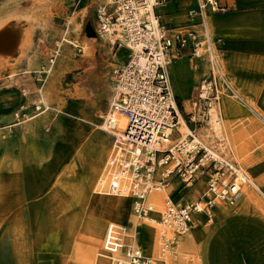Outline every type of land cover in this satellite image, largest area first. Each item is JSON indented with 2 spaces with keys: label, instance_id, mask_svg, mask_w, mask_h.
I'll return each mask as SVG.
<instances>
[{
  "label": "rangeland",
  "instance_id": "obj_1",
  "mask_svg": "<svg viewBox=\"0 0 264 264\" xmlns=\"http://www.w3.org/2000/svg\"><path fill=\"white\" fill-rule=\"evenodd\" d=\"M108 1L0 0V264H115L124 250L107 252L106 237L113 226L123 224L137 232L144 255L161 264L140 225L143 220L131 215L130 198L103 195L100 172L115 140L103 120L115 72L128 59L124 47L98 35L96 9ZM198 68L192 63L193 70ZM209 68L206 64L205 77ZM168 73L172 91L181 86L185 97L179 98L186 99L184 106L191 111L197 91L177 80L173 67ZM40 89L46 104L40 101ZM219 90V135L228 133L238 161L227 155L228 147L221 154L245 166L234 138L237 127H229L225 118L229 94ZM208 120L197 133L209 135L199 137L217 149L216 133L206 130ZM261 128L264 132L263 122ZM180 187L175 179L157 195L161 208L171 188L188 202L199 201L204 188ZM219 209L210 227L203 216L197 217L190 244L180 248L178 240L167 256L169 264H264V194L255 191L227 210Z\"/></svg>",
  "mask_w": 264,
  "mask_h": 264
},
{
  "label": "built area",
  "instance_id": "obj_2",
  "mask_svg": "<svg viewBox=\"0 0 264 264\" xmlns=\"http://www.w3.org/2000/svg\"><path fill=\"white\" fill-rule=\"evenodd\" d=\"M165 1L109 0L96 9L100 38L110 44L118 43L128 52L127 61L115 72L111 113L107 112L103 120L104 129L115 137L109 154L113 158L105 178L106 191L115 195L124 189L132 200L133 213L143 220L149 219L154 211L147 200L152 190H165L175 179L181 190L204 186L196 202L180 200L171 192L164 197L159 252L163 257L166 249L174 247L178 238L190 231L193 217L199 213V203H204L211 221L218 202L233 206L240 201L245 184L238 163L205 148L197 133L209 118V107L218 101L219 89H230L219 68L220 42L204 26L207 15L224 12L227 6L221 0H198L189 15L197 16L203 25L199 34L195 30L176 31L163 23L156 10ZM116 30L118 35L109 41ZM185 52L191 57L204 58L210 66L190 102L191 111L185 110L172 94L167 73L172 58ZM115 113L125 120L121 131L110 117ZM180 117L187 125L184 136L178 128ZM167 143L170 144L164 146ZM109 232L107 252H125L123 260L116 259V264H153L144 255L137 233H130L125 225L113 226ZM158 262L165 264L162 259Z\"/></svg>",
  "mask_w": 264,
  "mask_h": 264
},
{
  "label": "crops",
  "instance_id": "obj_3",
  "mask_svg": "<svg viewBox=\"0 0 264 264\" xmlns=\"http://www.w3.org/2000/svg\"><path fill=\"white\" fill-rule=\"evenodd\" d=\"M197 2L198 0H168L163 7H157L156 11L160 20L172 29L195 30L201 34L203 25L199 23L198 17L189 15V10L195 7ZM221 4L227 6V10L207 15L204 26L206 32L220 42L219 68L230 82V89L226 90L230 96L225 95L229 106L225 118L229 127L234 125V130L237 127L234 138L237 140L235 142L239 158L245 160V166H239L246 169L253 178L245 171L246 175L258 184L257 186L251 181V186H245V198L248 189H252L253 193L256 191L264 194V132L261 128L262 122L264 123V0H221ZM192 63L199 64L198 70L192 69ZM206 64L208 63L204 58L191 57L185 52L172 58L170 65L176 72L177 80L191 85L197 91L196 84L200 78L205 77ZM180 89L185 95L183 89ZM233 91L238 96L234 95ZM175 97L179 103L185 105L186 99L181 100L177 95ZM96 183L97 179L94 185ZM177 184L175 183V186ZM171 189L167 193L171 192ZM92 192L102 194L94 189ZM130 201L132 202L131 198ZM217 205L218 208L212 210L211 221H208V215L204 212L203 224L206 227L213 224V219L220 213L219 207L227 208L219 202ZM198 216L199 213L195 214L192 222H196Z\"/></svg>",
  "mask_w": 264,
  "mask_h": 264
},
{
  "label": "bare ground",
  "instance_id": "obj_4",
  "mask_svg": "<svg viewBox=\"0 0 264 264\" xmlns=\"http://www.w3.org/2000/svg\"><path fill=\"white\" fill-rule=\"evenodd\" d=\"M166 2H167V0L165 1V3ZM165 3H163L161 6L163 7L165 5ZM116 32L117 33H115V35H112L111 37H109V39H108L109 41H112L115 38L114 36H117L118 35L119 31L116 30ZM62 41L67 42L68 40H66L65 37H64L62 39ZM68 42L72 44L71 41H68ZM74 45H75V43H74ZM170 64L171 63H169L167 65V73H168V70H170L172 68ZM51 67L52 66H50V69H48V71H51ZM168 76H169V73H168ZM171 90H172V85H171ZM181 92H182V90L180 89V87L179 86H175V88H173L172 94L173 95L175 94V95H177V96H179L181 98L185 97V95H183L184 93L182 94ZM39 93H40V101L43 102L44 104H46L41 89H40V92ZM235 95L238 96L236 93H235ZM111 101H112V99H111ZM218 101H219V97H218ZM218 101L217 102H213L211 104V106L209 107V109H208V114H209L208 125H209V127H207L206 130H209V129L210 130H214V132L216 133V135L218 137V145H219V147H217V149H215L214 146H212V145H211L212 147H210L209 145H206V143H204V141H203L205 139H201L200 138V137H205V138L206 137H209V135H207L205 133L203 135H200V134L198 135V136H200L199 137V141H200L201 145H203L205 148H207L208 150L212 151L213 153H217V154L218 153H224L225 154V151L223 149H225V147H228L229 148V153H227V155L232 156V157L235 156L233 158L236 159V155H235V145L230 142V139L228 138V133L226 132V137H224L225 135L224 136L223 135H219L220 134L219 132L221 131L222 126H221V117L219 116L220 105H219ZM37 108L40 109V105L37 106ZM221 110H222V108H221ZM110 117H112V115ZM112 119H113L114 123L117 125L118 130L121 131L122 127L124 126L125 120L122 119L121 116H119V117L113 116ZM179 123H180V125L178 126L179 130H180V127H183L184 128L183 131L180 130V132L184 136L185 132L187 131V125H186V122L184 121L183 117H180L179 118ZM119 126H122V127H119ZM199 131H202V128H199ZM209 134L211 135L210 132H209ZM211 138L212 137H210V139ZM169 144L170 143H167L164 146H168ZM220 148L222 149L221 151L219 150ZM109 154H110V152H109ZM109 154L107 155V158L105 159L104 164H103V171L104 172L102 171L103 174H101V180H103V181H106L105 178L107 177V175L110 172L109 166H110V163L112 161L113 156H112V158H110ZM239 167H240L241 172H242L241 175H242V177L245 180V184L243 185V195H244V192H245L244 188H245V186H247V185L248 186H251V183L252 182L255 185H257V186H258V184H257V182H254L253 179L250 176H247L246 175L247 173H245V170L241 166H239ZM123 180H124V175H123ZM97 184H98V181H97ZM104 189H105V187H104ZM162 191L163 190H160L159 189V190H152L151 192L148 193V195H147L148 202H150L152 204V206H153L154 209H157L158 208V211H155L153 209L154 211H152L150 213V218L149 219H143V221L141 222L140 225L142 227L145 226V228L147 230V237L152 239V242L151 243H152V248H153V251H154L153 252L154 253L153 254L154 258L155 259H158V261L162 259V260L165 261V264H169L170 263V260H169L170 258H168L167 256L170 254L171 248H173V247H171L170 249H166L165 250L166 252H165L164 257L161 255V253L159 254V252L161 251V244H162V234L161 233L163 232V227H162V225L160 223V212L163 211L164 205H163V208H161V206H162L161 200L159 199L160 197H157V195H163V192ZM105 192L106 193H109V191H106V189H105ZM158 192H160V193H158ZM252 192H253L252 189H248L247 190V193L245 194L246 195L245 198H247L248 196H250ZM117 195H119V196L122 197V198L119 199L120 201L121 200H123V201L129 200V197L127 196L126 191L124 189L121 190L120 193L117 194ZM219 203H221V202H219ZM198 207H199V216L205 217V214H204V212H205L204 203L203 202L199 203L198 204ZM131 209H132V206H131ZM223 210H227V209L225 207H223ZM132 213H133V211H132ZM132 213H131V215H132L133 219H135V221L137 220L139 222V218L134 213L133 214ZM192 223H194V222H192ZM191 226H192V224H191ZM191 238H193V235L191 233H189V232L186 233L185 236H180L178 238V240H179V243H178L179 247L180 248L187 247V244L188 243L190 244ZM159 242L161 243L160 244V247H159ZM124 255H125V252L122 255L121 259L120 258H117V259L123 260V256ZM147 257L150 258L152 260V262L154 261L151 257H149V256H147ZM125 264H128V263H125Z\"/></svg>",
  "mask_w": 264,
  "mask_h": 264
}]
</instances>
